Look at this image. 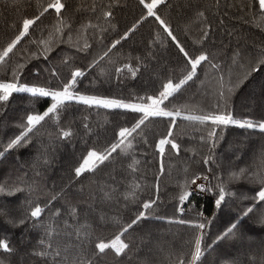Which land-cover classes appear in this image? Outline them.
<instances>
[{
	"label": "snow or ice",
	"instance_id": "obj_1",
	"mask_svg": "<svg viewBox=\"0 0 264 264\" xmlns=\"http://www.w3.org/2000/svg\"><path fill=\"white\" fill-rule=\"evenodd\" d=\"M115 2L118 4L119 0H115ZM3 4L4 7L22 14L18 24L13 22L10 25L14 30L12 37L5 45L0 46V69L5 71V76L0 77V109H6L11 101L26 94L25 99L29 110L26 111L23 122L19 125V133L9 138L0 148V159L6 158L7 154L12 151L30 144L32 137L50 122L57 125L55 137L57 140H70L74 135L71 128L59 126L62 113L66 112L69 107L83 106L97 112L104 110L109 115L130 117V119L113 128L112 138L106 141L102 147H88L85 152L81 153L80 159L73 167L68 184L59 191L53 192L46 200L39 199L40 186L35 180L31 182L21 180L19 184L11 185L0 184V198L12 197L18 193L24 194V199L20 202L23 206L20 215L12 216L6 208L0 210L3 212L5 224L12 228L23 227L25 231L39 233V238L33 244L30 252L22 255L7 235L0 237V264H11V258L18 255L20 256L19 264H25L26 256L38 258L40 264H98L99 259L109 252L116 259V264H120L121 258L127 257L131 248L127 237L136 227L150 219L165 220L170 225H185L195 232L191 247L187 252L178 255L172 252L166 253L168 264H205L206 253L215 254L221 246L230 245L233 241L237 243L244 241L249 245L256 244L259 256L255 254V251H250L248 264H264V234L258 238L249 235L248 224L245 220V218H251L249 214L253 213L256 206L259 205L261 215L255 224L264 229V148L258 157L259 165L253 163L239 166L236 161L240 159V155L233 153L235 160L231 161L233 168L228 172L227 180L223 179L222 174L217 171L212 177L216 180L214 185L211 184L209 176L196 173L190 175L188 167H185L177 193V211L180 213V217L154 215V205H157L160 200L159 175L164 172L166 146L168 151L177 153L181 149V145L174 136V129L178 121L207 129L206 136H201L200 139L207 143L209 154L201 159L204 165H211L207 169L210 173L213 171L212 166L216 169L220 168L215 149L224 139L226 130L236 128L250 131L251 134L259 133L261 139L264 140V115L257 119L238 118L234 114L235 98L255 79L254 74L264 77V49L254 58L244 57L240 52L234 53L235 58L242 60L238 64L242 72L234 74L229 70L226 73L223 67L216 62V58L204 47L213 28L207 15L208 10L190 5L192 14L185 22L183 31L187 35L195 27L200 32L199 39L193 42L199 44L200 47L196 53H192L175 34L171 22L162 15L163 7L168 6V0H137L140 7L139 17L125 30L118 32L116 38L108 37V42H105V34L115 28L111 0L104 5L92 4L90 11L93 13L96 12L97 7L100 9L95 21L92 19L81 21L76 27H74L75 15L80 11V8L71 10L68 0H36L34 5H26L25 0H3ZM26 6L34 7L31 15L24 14ZM218 6L219 0H217ZM81 7L86 6L82 5ZM245 8L255 9L253 19L259 20L260 24L264 25V0H252L251 4L242 6V10ZM45 17L52 18V22L47 26L46 34L41 31L39 38H34L33 34L39 27L38 22H41ZM149 18L158 25L159 29L152 43L162 47H167L169 43L174 46L184 62L181 75L178 78L171 75L165 76L160 79L159 87L155 91L132 92L128 97L94 93L82 88L81 85L88 73L72 61L76 54L90 55L93 42L100 49L92 56L87 65L90 72L98 70L97 80L93 83L110 82L113 79L122 82V76L135 78L142 68L148 67L145 62L149 58L148 56L144 58L136 56L135 64H133V58L130 55L124 57L121 49L138 31L140 25ZM65 36H67L66 40ZM25 40L34 45L35 50L18 48ZM64 43L74 48L75 52L71 55L64 49L57 52L56 49L59 45ZM18 53L20 54L19 59L13 62V57ZM57 56L60 57L61 63L71 65L67 77H61L55 66H46L43 71L55 78L56 84H52L51 81L47 84L34 83L24 78V71L31 59L40 60L48 65ZM235 58L233 63H237ZM105 65L112 66L111 73ZM205 65L215 74L217 85L214 93L215 104L207 110L195 104H174L173 101L187 87L194 86L197 81L204 84L205 81L201 79V73L207 78L208 73ZM29 71H34L36 76L40 75L39 69H29ZM104 77L108 79L102 80L101 78ZM260 94L261 108L264 109V80L260 84ZM41 101L46 102L44 109L36 110L35 105ZM157 122H166V132L149 145L146 130L149 124ZM83 128L89 136L93 134V130L87 122L83 123ZM49 136L51 140V133ZM139 143L151 147L157 157L159 174L155 177L154 198H142V192L147 185L141 182L143 175L137 176L142 165V161L137 158ZM143 155L146 164L149 162L146 159L147 153L145 152ZM37 160H42L44 164L49 162L47 148L39 154ZM118 161L126 164V171L131 179L123 191H120L115 185L108 184L103 185L100 190L108 201L115 200L119 203L122 198L125 207L129 205L135 207V213L127 221H123L117 216L108 218V222L117 227V232L107 242L103 240L94 242L92 239L93 226L87 221L81 222L77 207L71 204H69L66 213L73 221L69 223L68 219H64L65 211L61 202L65 201L66 189L79 183L81 184L80 191L83 192L84 181L91 180L102 168L114 166ZM35 166L34 164L33 167ZM36 175H39V172ZM111 178L115 179L114 176ZM240 180H246L248 183L258 186L259 190L255 192V195L249 197L246 194H241L240 196V199H250L253 203L242 208L234 221L230 220L228 227L215 235L211 243H207L205 230L211 225L212 219L205 217L203 212L197 213L200 219H186L183 216L184 205L186 202L191 205L194 193L198 191L200 194L211 193L215 197V209H221L226 202V197L234 198L236 196L235 192L228 190L227 184ZM197 181L201 182L197 183ZM100 219L103 221L105 217L101 216ZM241 255L243 253H238L231 261L225 260L222 261V264H243L240 259ZM28 264H35V261L29 260Z\"/></svg>",
	"mask_w": 264,
	"mask_h": 264
},
{
	"label": "trees",
	"instance_id": "obj_2",
	"mask_svg": "<svg viewBox=\"0 0 264 264\" xmlns=\"http://www.w3.org/2000/svg\"><path fill=\"white\" fill-rule=\"evenodd\" d=\"M110 0H68L71 10L80 8L76 12L74 27L78 26L81 21L92 19L95 21L99 14V7L96 12L90 11L91 5L108 4ZM113 3V13L115 25L114 29H110L106 33V41L108 37L116 38L118 32H122L126 27L130 26L140 15V7L137 0H119L118 4L115 0ZM36 0H25V4L34 5ZM252 0H168V6L163 7L162 15L168 19L175 31V34L181 41L185 43L189 51L196 53L199 44H194L200 36L198 28H193L191 33L185 34L183 27L189 16L192 14L191 6H199L207 9V15L213 26L209 39L205 42L204 47L216 58L224 71L229 70L234 74H239L242 69L238 64L242 62L240 58H235L234 53L240 52L244 57H257L261 50L264 49V25L259 20L253 19L255 9H243L245 4H251ZM82 5L86 7H81ZM34 7L26 6L24 14L31 15ZM22 13L4 7L3 0H0V46H3L13 35L11 24L19 23ZM223 21V23H221ZM52 22L51 17L42 18L37 27L34 38H39L41 31L46 34L47 26ZM158 25L151 18L140 25L130 40L123 45L121 52L124 57L131 56L132 63L135 64V57L142 58L148 56L145 60L148 64L146 69L142 68L137 77L122 76V82L114 79L110 82L93 83L97 80V71H89V64L93 55L100 49L93 42V48L90 55L83 53L76 54L72 63L78 67H82L87 74V78L81 85L82 88L89 92L111 94L115 96L128 97L130 93L153 92L159 87L160 79L171 75L178 78L183 68V60L177 54V50L172 44L162 47L159 44H153L152 41L158 31ZM91 32V30H90ZM163 36V33L161 32ZM90 42L92 37L90 35ZM67 36H65V40ZM123 43V42H122ZM18 48L35 50V46L27 40L22 41ZM119 48V46H118ZM64 49L66 53L71 55L75 52L74 48L69 47L67 43L60 44L56 51ZM150 54V55H149ZM19 53L13 57V62L19 59ZM55 55V53H53ZM234 58L237 63H233ZM123 62V61H120ZM55 66L61 77H67L69 74L70 64L61 63L59 56L45 65L42 61L31 59L24 71V78L34 83L47 84L51 81L56 84L57 80L50 77L49 73L43 71L44 67ZM109 73H111V65H105ZM29 69H39L40 75L36 76ZM207 78L201 73V79L205 82L202 85L197 81L194 86L187 87L173 101L174 104H195L205 110L211 108L215 104L216 78L211 69H207ZM255 79L238 94L235 98L234 114L238 118L252 117L259 119L264 115V109L261 108L260 84L264 77L254 74ZM5 76V71L0 69V77ZM107 80V77L101 78ZM26 94L11 101L6 109H0V148L9 138L18 134L19 125L23 122L25 113L28 109L26 102ZM251 98V99H250ZM45 101H41L35 105V109L42 111L45 107ZM87 118V120H85ZM130 117H119L109 115L104 110L95 111L88 110L83 106L69 107L62 113V119L59 126L71 128L74 132L70 140H57V125L50 122L45 124L32 137V142L25 147L19 148L7 154L6 158L0 159V184H19L21 180L37 181L40 186L38 197L41 201L46 200L53 192L59 191L68 184L72 175L73 167L80 159L81 153L85 152L88 147H102L104 143L112 138L113 128L117 125L124 124ZM87 122L93 130V134L89 136L83 128V123ZM166 122H157L148 125L147 140L151 145L155 139L166 132ZM51 133V140L49 134ZM207 129L197 127L188 122L178 121L174 129V136L181 145L179 153L168 151L164 156V172L159 175V197L157 205H154L156 216L164 217H180L177 211V193L179 191V182L184 176L183 169L188 167L189 174H203L210 178L211 184H215L216 180L212 179L213 175L218 171L222 174V178L227 180L228 172L233 168L231 161L235 160L233 153H238L240 159L236 161L239 166H247L253 163L259 165V154L264 148V140L261 139L259 133L251 134L250 131L242 129L230 128L226 130L224 139L220 141L215 149L216 159L220 163V168L213 171H207L211 165H204L202 157L209 154L208 145L202 142L200 137L206 136ZM47 148L48 163L44 164L37 160V157L44 149ZM147 153L148 163H144ZM137 158L142 161L140 172L137 176L143 175L142 183L147 187L142 192V198H154L155 177L159 174L157 157L153 149L149 146L139 143L137 148ZM245 161L247 162L245 164ZM36 165L33 167V165ZM114 169V170H113ZM238 170V169H237ZM39 172V175L36 173ZM114 176L113 180L111 177ZM131 177L127 174L126 164L118 161L116 165L102 168L91 180L83 182V192L80 191L81 184L76 183L69 189H66L65 201H62L63 210L65 211L64 219H68L69 223L73 221L67 216L69 204L74 205L78 209L79 219L81 222L87 221L93 226V241L107 242L114 237L117 227L110 222L108 218L117 216L123 221H127L135 213V207L129 205L125 207V202L120 198L119 203L115 200L108 201L104 198V193L100 188L105 185H115L120 191H123L127 182ZM230 191L236 193L234 198L226 197V202L221 209H215V197L211 193L204 195L194 194V200L191 205L187 203V210L183 216L186 219H200L198 212H203L205 217L212 219V223L205 230V240L211 243L215 235L223 231L229 225V221H234L242 208L251 205L250 199H240L241 194L251 197L259 190L257 185L250 184L246 180H240L235 183L227 184ZM118 195V193H117ZM24 199V194H16L12 197L0 198V210L7 209L12 216H18L23 211L20 204ZM250 219L245 218L248 224V234L259 237L264 234V229L258 227L255 221L261 215L259 205L256 210L250 213ZM101 216L105 220H101ZM131 231V230H130ZM7 235L20 251V254L30 252L33 244L39 238V233L35 231H25L23 227L12 228L4 222L3 212L0 211V237ZM195 235L193 229L185 225L168 224L165 220L150 219L143 222L134 231H131L127 240L130 241L131 248L127 257L121 258L120 264H168L166 253L172 252L180 254L187 252L191 247V241ZM23 240V242H22ZM91 247V246H90ZM255 251L259 256V250L256 244L249 245L241 241L239 243L233 241L230 245H223L215 254L206 253L205 264H222V261H231L238 253L243 264H248V253ZM20 256L11 258V264H19ZM29 260L40 264L36 257L26 256L25 264ZM98 264H116L112 253H107Z\"/></svg>",
	"mask_w": 264,
	"mask_h": 264
},
{
	"label": "built area",
	"instance_id": "obj_3",
	"mask_svg": "<svg viewBox=\"0 0 264 264\" xmlns=\"http://www.w3.org/2000/svg\"><path fill=\"white\" fill-rule=\"evenodd\" d=\"M201 181H197V183H200ZM194 194H197V195H204V194H200L198 191L196 192V193H194ZM184 208H185V211L187 210V202H186V204L184 205ZM184 211V212H185Z\"/></svg>",
	"mask_w": 264,
	"mask_h": 264
}]
</instances>
